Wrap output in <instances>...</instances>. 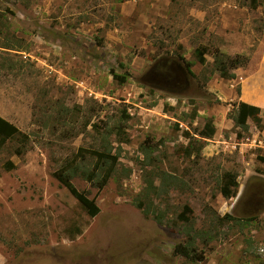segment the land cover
Here are the masks:
<instances>
[{
    "label": "rangeland",
    "instance_id": "374dc122",
    "mask_svg": "<svg viewBox=\"0 0 264 264\" xmlns=\"http://www.w3.org/2000/svg\"><path fill=\"white\" fill-rule=\"evenodd\" d=\"M217 51L248 63L222 78ZM231 88L264 121V0H0V116L28 135L0 136V264H264V129L191 137ZM95 149L119 154L102 188ZM70 161L95 216L53 175Z\"/></svg>",
    "mask_w": 264,
    "mask_h": 264
},
{
    "label": "trees",
    "instance_id": "16d2710c",
    "mask_svg": "<svg viewBox=\"0 0 264 264\" xmlns=\"http://www.w3.org/2000/svg\"><path fill=\"white\" fill-rule=\"evenodd\" d=\"M206 53L207 49L205 47L196 49V58L201 64H205L206 62ZM247 63L248 58L243 55L228 56L219 51L215 54V70L218 71L220 76L225 79L235 78L236 74L234 70L240 66L246 65ZM192 66L193 62L186 61L187 70L194 74ZM114 76L116 79L120 78V83L125 82V78L120 77L118 74H115ZM233 110L234 112L230 115V118L233 120L236 128L237 139H243L249 135L250 120L255 124L257 129H264L261 107L239 100L233 103ZM215 132L216 128L213 118H209L205 122L203 128L198 129L191 137H194L199 141H205V139L212 138ZM0 136H4L6 138L22 136L24 141L28 139L27 134L20 131L16 125L9 122L2 116H0ZM191 137L190 139H193ZM17 152L20 154L22 153V150L18 149ZM90 153L91 157L95 160L93 162V168L91 170H81V174L85 179L94 183L99 188H102L112 176L119 159V154H113L111 150L97 149L92 150ZM257 158L264 164V155H258ZM79 170L78 164H74L70 161L68 166L66 165L60 170L55 171L53 175L79 201L90 216H95L100 210L95 199L90 198L86 192L78 190L72 182V175L74 173L76 174ZM238 185V175L236 173H225L222 177L220 192L225 198L235 197L237 195ZM222 218L234 219L233 216L228 213L222 216ZM175 252L189 258L192 261H201L204 259L202 253H198L195 247L187 244H178L175 247Z\"/></svg>",
    "mask_w": 264,
    "mask_h": 264
},
{
    "label": "crops",
    "instance_id": "0c3cea01",
    "mask_svg": "<svg viewBox=\"0 0 264 264\" xmlns=\"http://www.w3.org/2000/svg\"><path fill=\"white\" fill-rule=\"evenodd\" d=\"M226 92H224L225 93L224 98L226 100H228V99L229 100H236V98H237L239 100H242V101H245V102H248V103H251V104H254V105L258 106V104L247 100L243 96H239V94L236 92V90H234V88H231V89H229V91H226ZM259 107H260V105H259ZM213 121H214V125H215V128H216V132H215V134H214V136L212 138L205 139V141L206 140L214 141V140H211V139H221L219 136H222V138H224L223 132L228 131V130L230 131L232 128L235 127L233 120L231 118H229L227 115H225L224 120H222L221 117L214 116ZM263 123H264V121H263ZM249 126H250V130L249 131H250V133L252 135L254 134L255 130L260 132V130L257 129V127L255 126L254 123L250 124V121H249ZM229 133H230L229 134V136H230L229 139L230 140L236 139V133L234 131H230Z\"/></svg>",
    "mask_w": 264,
    "mask_h": 264
}]
</instances>
